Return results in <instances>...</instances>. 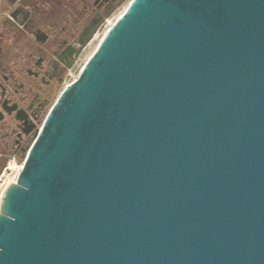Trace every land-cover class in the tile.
<instances>
[{
  "label": "water",
  "instance_id": "95a60500",
  "mask_svg": "<svg viewBox=\"0 0 264 264\" xmlns=\"http://www.w3.org/2000/svg\"><path fill=\"white\" fill-rule=\"evenodd\" d=\"M98 44L3 194L0 264H264V0H132Z\"/></svg>",
  "mask_w": 264,
  "mask_h": 264
},
{
  "label": "flooded vegetation",
  "instance_id": "af4514ba",
  "mask_svg": "<svg viewBox=\"0 0 264 264\" xmlns=\"http://www.w3.org/2000/svg\"><path fill=\"white\" fill-rule=\"evenodd\" d=\"M0 31V166L23 159L117 0H9ZM41 4V5H42ZM16 12V16H12ZM63 88V89H62Z\"/></svg>",
  "mask_w": 264,
  "mask_h": 264
},
{
  "label": "rangeland",
  "instance_id": "374dc122",
  "mask_svg": "<svg viewBox=\"0 0 264 264\" xmlns=\"http://www.w3.org/2000/svg\"><path fill=\"white\" fill-rule=\"evenodd\" d=\"M43 1L44 0H40V1L36 2L39 4V6H36V7H41V8L47 7V6H44V4H42ZM131 1L132 0H117L115 7L107 15L103 24L98 28L96 34L93 37V40L89 43L87 48L83 51V53L79 57L78 63L76 64L74 69H72V71H71L72 74L65 81L63 88H64V86L66 87L68 84L73 82L78 77L80 70L82 69L84 64L88 61V58L93 54L94 50L99 45L98 44L99 41L107 33L109 27L119 18L120 15H122V12L126 9V7L128 6V4ZM13 8H14V6H13V4H11V2L9 0H0V31H1L2 22L5 19V15H6L7 10H8V16H10ZM3 167L4 166H0V170Z\"/></svg>",
  "mask_w": 264,
  "mask_h": 264
},
{
  "label": "built area",
  "instance_id": "2783aa9c",
  "mask_svg": "<svg viewBox=\"0 0 264 264\" xmlns=\"http://www.w3.org/2000/svg\"><path fill=\"white\" fill-rule=\"evenodd\" d=\"M25 158L18 159L16 156H10L4 167L0 170V205L3 194L11 183H15L16 178L22 172Z\"/></svg>",
  "mask_w": 264,
  "mask_h": 264
},
{
  "label": "trees",
  "instance_id": "16d2710c",
  "mask_svg": "<svg viewBox=\"0 0 264 264\" xmlns=\"http://www.w3.org/2000/svg\"><path fill=\"white\" fill-rule=\"evenodd\" d=\"M4 165H5V164H4ZM4 165H3V166H4Z\"/></svg>",
  "mask_w": 264,
  "mask_h": 264
}]
</instances>
